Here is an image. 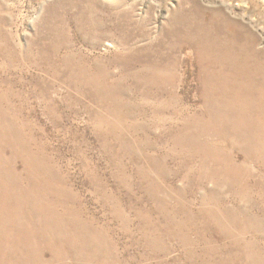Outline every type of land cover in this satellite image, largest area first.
Returning a JSON list of instances; mask_svg holds the SVG:
<instances>
[{
	"label": "rangeland",
	"instance_id": "374dc122",
	"mask_svg": "<svg viewBox=\"0 0 264 264\" xmlns=\"http://www.w3.org/2000/svg\"><path fill=\"white\" fill-rule=\"evenodd\" d=\"M87 1L120 28L113 39L88 37L67 0H0V173L18 180L10 211L30 197L25 239L6 244L21 224L4 237L0 223V262L264 264V165L195 126L235 102L201 89L197 52L216 37L217 0ZM234 1L223 15L264 53V3ZM35 227L44 235L27 239Z\"/></svg>",
	"mask_w": 264,
	"mask_h": 264
},
{
	"label": "bare ground",
	"instance_id": "6f19581e",
	"mask_svg": "<svg viewBox=\"0 0 264 264\" xmlns=\"http://www.w3.org/2000/svg\"><path fill=\"white\" fill-rule=\"evenodd\" d=\"M255 1L264 3V0H255ZM233 2H235V1L234 0H217V4L219 7L216 6L217 8H214L212 13H211L212 14L211 26L215 30L214 34L216 37L211 40V42L213 44L209 45L208 50L206 49L205 45H203V48L198 50L199 52H197V53H198V57H199V65L201 68L200 73H201V75H204L202 77V82H201L202 92L206 93V91H207L206 87H207V85L210 84L213 87V93L212 94L216 96V94L221 93L222 88L225 87V92H226L227 97L232 99V100H235V102L233 104H212V107H211L212 111H209L207 116H205V117H201V118L199 117L200 120L197 121V125H195V126H197L198 129H200V130H198L200 133H204L202 130V129H204L205 131H208V132L214 134L216 137L215 140H217L216 143L221 142V144L223 146H228L229 150H234V149H237L238 151H247V150L251 151V149L256 150L257 154L259 155L258 156L259 158L256 160L258 161V163L260 162L264 165V53H262V54L258 53V51L256 49V38L254 37L253 34L251 36L249 35V38H245V39L243 38V40L241 39L242 37H239L240 34L238 35V33H241V34L243 33L245 35V31L247 30L245 25L241 21L242 19L235 18V17H233L234 18L233 19L230 16L225 17L223 15V12L225 11V9H228L229 11L233 12V10H234ZM240 2H242L243 5L246 3L245 0H240ZM66 6H67V8L63 11V14L66 16V18H67V16H70L71 22H73L77 27L82 28L88 37L93 36L94 40H96V41L99 40V38H105V37H109V38L113 39L114 36L116 35V31L120 30V28L115 27L116 25L113 22L107 25L106 22L105 21L103 22L102 19L98 20L97 17L100 14V9L99 10H93L92 9L93 6L87 0H67ZM246 6H247V4H246ZM200 15H201V13H200ZM201 18L200 17L198 18L199 21H201ZM68 23L70 24L69 20H68ZM249 24L250 25L252 24V26H256L259 24V22L257 20L254 21L252 18V20L251 19L249 20ZM201 26H204V25H201ZM126 29H127V27H126ZM167 31L171 34L172 38L175 37L177 39V37L179 35V32L177 30L169 28ZM201 34H202L201 32H198V37H197L198 41H199ZM209 37L211 38V36H209ZM172 40H174V39H172ZM110 41L113 42V40H110ZM147 43H148V41H147ZM198 44H203V43H201L199 41ZM115 45H116V43H115ZM142 45H143V43H142ZM122 46H123L122 49H125V55H126V53L128 51H130V47H128L123 41H122V45L119 44V42H117V47H122ZM245 46H248V47L246 48ZM119 54H120V52H119ZM129 54H131V52L127 53V55H129ZM163 54H164V52H163ZM132 58H134V57H132ZM102 60H104V59H102ZM99 61H101V60H99ZM110 62H111V60H110ZM157 62H159V61H157ZM132 64H133V62H132ZM218 64L220 67H218ZM141 65H142V63H141ZM169 65H170V63H169ZM206 65H208L207 68H206ZM111 67H112V65H111ZM125 67H127V66H125ZM170 68H172V67H170ZM226 69H228L229 74L228 75L226 74V77H223L222 76L223 70H226ZM143 72H145V71H142V73ZM131 73H133V72H131ZM239 76H241V77L239 78ZM168 77H167V79H168ZM135 80H137V79H135ZM143 80H145V79H143ZM151 80H153V79H151ZM170 80H172V79H170ZM154 82H155V80H154ZM156 85H157V83H156ZM153 87H155V86H153ZM164 88H165V86H164ZM151 90H152V88H151ZM219 96H223V94H220V95L218 94L217 97H219ZM213 157H215V156H213ZM251 157L245 156L243 161H248V160H250ZM216 159H217V157H216ZM0 160H1V156H0ZM220 160H222V159H220ZM228 161L231 162L230 160H228ZM228 161H227V163H228ZM9 169H10L9 171L3 170L0 173V178L4 177L3 179H0V185H1V190H2V192L0 193V223L3 225L2 232L4 233V237H8V235H9L7 229H9L8 226L10 225L11 222L16 221V222H19L21 225L18 226L17 228L14 227V233L12 234V239L10 241H8L6 244L11 243L12 241L18 242L19 239H25L24 234L22 233V228H23V225L25 223L24 220L26 218L25 212L30 207V203H29L30 197L29 196L19 200V201H21L20 202L21 206L26 208L25 211L12 212V211H10V208L7 206V204L5 203V200L7 197V188L6 187H8V186L18 187L17 177H16L15 173L13 171H11V168H9ZM219 172L221 174L226 173L227 175L229 173L228 171H219ZM33 223H35V222L33 221ZM59 224L63 229L65 228V227H63V225H65L66 223L59 221ZM5 225H7V226H5ZM37 234L44 235V233H41L40 229L35 227L32 231L29 230V234L27 235V239H29L33 235L37 236ZM38 255H41V254H38ZM234 258L236 260H241L240 256L239 255L237 256L236 254H234ZM0 264H2V262H0Z\"/></svg>",
	"mask_w": 264,
	"mask_h": 264
}]
</instances>
